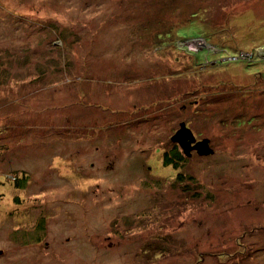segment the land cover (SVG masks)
Listing matches in <instances>:
<instances>
[{"label": "rangeland", "instance_id": "rangeland-1", "mask_svg": "<svg viewBox=\"0 0 264 264\" xmlns=\"http://www.w3.org/2000/svg\"><path fill=\"white\" fill-rule=\"evenodd\" d=\"M0 251L264 264V0H0Z\"/></svg>", "mask_w": 264, "mask_h": 264}, {"label": "water", "instance_id": "water-1", "mask_svg": "<svg viewBox=\"0 0 264 264\" xmlns=\"http://www.w3.org/2000/svg\"><path fill=\"white\" fill-rule=\"evenodd\" d=\"M173 142L177 143L181 147L183 153L189 157L193 151H197L199 156H209L213 154V150L209 145V140L196 143L194 135L185 124L181 125V131L173 137ZM2 254L3 251H0V256Z\"/></svg>", "mask_w": 264, "mask_h": 264}, {"label": "trees", "instance_id": "trees-1", "mask_svg": "<svg viewBox=\"0 0 264 264\" xmlns=\"http://www.w3.org/2000/svg\"><path fill=\"white\" fill-rule=\"evenodd\" d=\"M193 38H199V37H193ZM193 38H187V40L188 39H193ZM192 53H194V52H192ZM221 58H220V60H221ZM206 59H209V57H207ZM196 62H198V60H196ZM199 64H201V63H199ZM64 69L65 70L67 69L66 65L64 66ZM184 162H186V157H185L182 149L179 148V146L173 147L171 150H168V152H166L165 155H164V163H165V165H171L176 170H179L180 168H182L184 166ZM178 178L181 180L183 178V175L180 173L178 175ZM17 186H18V184H17Z\"/></svg>", "mask_w": 264, "mask_h": 264}, {"label": "flooded vegetation", "instance_id": "flooded-vegetation-1", "mask_svg": "<svg viewBox=\"0 0 264 264\" xmlns=\"http://www.w3.org/2000/svg\"><path fill=\"white\" fill-rule=\"evenodd\" d=\"M39 235H40V233H39ZM39 235L37 236V238H36V240L35 241H37L40 237H39Z\"/></svg>", "mask_w": 264, "mask_h": 264}]
</instances>
